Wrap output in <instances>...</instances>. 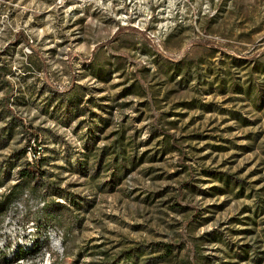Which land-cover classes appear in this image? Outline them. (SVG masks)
<instances>
[{"label": "rangeland", "instance_id": "obj_1", "mask_svg": "<svg viewBox=\"0 0 264 264\" xmlns=\"http://www.w3.org/2000/svg\"><path fill=\"white\" fill-rule=\"evenodd\" d=\"M0 264H264V0H0Z\"/></svg>", "mask_w": 264, "mask_h": 264}, {"label": "built area", "instance_id": "obj_2", "mask_svg": "<svg viewBox=\"0 0 264 264\" xmlns=\"http://www.w3.org/2000/svg\"><path fill=\"white\" fill-rule=\"evenodd\" d=\"M36 148V146H34ZM36 151V150H35ZM37 155V152L36 154H34V156ZM29 200H30V197H29ZM39 204H45V201H37L35 204H34V207H37V205ZM25 215V210L23 208H20V205H19V199L16 200V205H14L11 209H10V212L8 214V224L10 225H15L17 221H19L20 219H22ZM54 231H57V234H59L58 230L55 228Z\"/></svg>", "mask_w": 264, "mask_h": 264}, {"label": "bare ground", "instance_id": "obj_3", "mask_svg": "<svg viewBox=\"0 0 264 264\" xmlns=\"http://www.w3.org/2000/svg\"><path fill=\"white\" fill-rule=\"evenodd\" d=\"M37 156V155H36ZM36 156H34V158H36ZM37 162V161H36ZM26 199L28 198V196H24ZM28 200V199H27ZM26 201V200H25ZM46 204L47 203H45V204H39V205H37V207L35 208V210L36 211H38V210H40V211H42L45 207H46ZM14 205H16V202L12 205V207L14 206ZM19 205H20V208H23L24 209V206L22 205V203H21V201L19 200ZM48 229V235H50V241H51V246L53 247V249H55V248H57V246H59L58 245V243L56 242V235L57 234H55V231L53 230V229H51V228H47ZM58 249V248H57Z\"/></svg>", "mask_w": 264, "mask_h": 264}, {"label": "trees", "instance_id": "obj_4", "mask_svg": "<svg viewBox=\"0 0 264 264\" xmlns=\"http://www.w3.org/2000/svg\"><path fill=\"white\" fill-rule=\"evenodd\" d=\"M120 30H121V29H119V30L117 31V33H116L117 35L120 33ZM18 38H25V35L20 33V34L18 35ZM35 156H36V155H35ZM29 173H30V174H36V175L39 174V170H38V168L36 167V165H35V166H32V167H29ZM180 197H181V195H180Z\"/></svg>", "mask_w": 264, "mask_h": 264}]
</instances>
